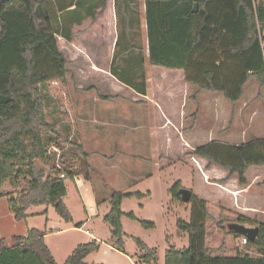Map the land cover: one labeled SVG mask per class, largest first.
Here are the masks:
<instances>
[{
	"label": "trees",
	"instance_id": "16d2710c",
	"mask_svg": "<svg viewBox=\"0 0 264 264\" xmlns=\"http://www.w3.org/2000/svg\"><path fill=\"white\" fill-rule=\"evenodd\" d=\"M108 2L101 0L100 5H90L84 15L76 8L68 9L72 10L68 14L73 15L71 30L60 34L44 19L39 0H0V200L8 198L9 210L16 221L27 220L33 207H52L66 223L73 222L64 199L66 180L74 179L78 173L71 168V157L65 161L66 146L83 161L87 179L91 170L89 155L82 144L63 138L55 124L48 122L45 89L51 82L65 83L70 75L60 39L72 43L78 29L104 24ZM143 4L145 9L141 13L136 0L115 1L118 37L109 72L111 80H116L114 88L118 89L101 94L95 86L90 87L88 91L96 90L101 101L117 98L120 87L127 93L120 97L132 100L130 95L134 93L144 99L146 54L152 70L163 69L172 76L183 72L184 86L196 89L191 97L196 103L199 95L206 92L222 94L235 105L243 99L251 81L264 87V0H144ZM196 5L198 10L194 12ZM142 17L146 47L137 38ZM97 33H93L94 39ZM72 80L76 83L74 74ZM49 146H56L62 153L63 168L56 162L57 154L49 153ZM183 149L182 158H202L210 166L228 171L230 178L236 176L242 186L248 184L246 175L250 168L264 167V140L253 139L241 145L214 141L196 149L184 145ZM37 162L48 166L49 172L39 169ZM23 172L30 177L29 189L15 198L4 194L5 182L13 181L17 188ZM181 188L177 183L170 193L174 200L182 202ZM145 196L113 194L112 209L104 221L113 227L110 245L120 252H123V200ZM190 203L191 222H178V227L189 234V247L167 250L164 264H264V222L251 221L242 215L236 219L238 224L258 229L255 240L247 237L246 244L256 255L214 254L206 246L208 202L192 191ZM128 217L136 220L133 213ZM141 224L147 229L155 226L149 222ZM228 234L246 237L230 230ZM45 236V232L32 229L26 237H12V246L0 237V264H58ZM135 242L140 251L139 264L158 263L156 249L138 239ZM100 248L96 240L81 244L64 264H87L86 259Z\"/></svg>",
	"mask_w": 264,
	"mask_h": 264
},
{
	"label": "rangeland",
	"instance_id": "374dc122",
	"mask_svg": "<svg viewBox=\"0 0 264 264\" xmlns=\"http://www.w3.org/2000/svg\"><path fill=\"white\" fill-rule=\"evenodd\" d=\"M39 1L44 19H48L60 34L71 30L73 15L68 14L72 11L68 9L76 8L84 15L90 5L101 3V0ZM115 1L108 2L104 24L93 29L88 25L78 29L79 34L72 43L60 39L70 75L65 83L51 82L45 89L48 122L55 124L63 138L82 144L89 155L91 170L87 179L83 161L78 154L69 152L70 146H66L65 161L71 157V168L78 173L74 179L66 180L67 196L64 199L73 222L66 223L52 207H33L28 211L27 220L16 221L9 210L8 198L4 197L0 200L1 236L12 243L13 236L26 237L32 229L43 231L48 248L61 264L77 246L93 240L98 241L101 248L86 259L87 264H139L140 251L135 242L138 239L156 249L157 264H164L167 250L189 247V234L178 227V222H191L192 204L174 200L170 193L180 183L182 188L190 191L199 189L212 201H207L210 217L206 221V246L214 254L227 257L256 255L254 249L242 244V237L228 234L229 226L236 223L238 214L226 210L218 202L220 191L214 185L218 181L209 184L202 180V169L206 164L193 158H182V153L184 145L196 149L214 141L241 145L253 139L264 140V87L251 81L245 96L235 105L222 94H204L206 92L199 95L196 103L191 99L196 89L184 86L182 73L183 76H172L163 69L152 70L146 54L147 94L144 99L134 93L130 95L132 100L120 97L127 95L120 87L118 92L121 94L117 98L101 101L96 90L88 91L90 87L95 86L101 94L118 89L114 88L116 80H111L109 72L118 34ZM136 2L142 13L144 0ZM140 19L142 29L137 35L138 43L146 47L145 19ZM97 31V39L102 42L93 38ZM48 151L57 154L56 162L63 168L60 150L49 146ZM37 166L49 172V167L43 163L37 162ZM256 173L264 177V167L250 168L248 177L252 182L245 185V192H252L249 199L253 211L259 212L253 219L261 223L264 222V179L254 180ZM231 178L227 176L221 182ZM17 184L16 188L13 181H6L2 192L12 198L26 192L30 187L26 172L19 176ZM239 185V182L235 183L236 188ZM115 192L147 195L142 199L123 200V252L110 245L113 227L104 221L112 209ZM232 195L238 196L237 192ZM132 213L136 220L128 217ZM141 222L155 226L147 229Z\"/></svg>",
	"mask_w": 264,
	"mask_h": 264
},
{
	"label": "crops",
	"instance_id": "0c3cea01",
	"mask_svg": "<svg viewBox=\"0 0 264 264\" xmlns=\"http://www.w3.org/2000/svg\"><path fill=\"white\" fill-rule=\"evenodd\" d=\"M114 11L116 14V9H114ZM117 37H118V34H117ZM114 51H115V48H114ZM181 73L184 75L183 72H179L178 74L183 76ZM204 94H209V93H204ZM212 95H214V94H212ZM147 98H149V95H147ZM193 159L199 160L201 164L202 163L206 164L205 168L202 169V174H201V178L205 183L212 184L210 181H218L217 183L214 184V185L218 186V190L220 191V193H219L220 198H218V202L220 201L226 210L234 211L238 215H242V216L246 217L247 219L254 221L253 218H255L257 216V214H259V212L253 211L254 206L252 205V201H250V199H249V198H251L250 196H251L252 192L250 190H249L250 192L249 191L245 192L247 186H242V185L240 186L239 185L238 188H236L235 183L238 182V178L236 176H233L230 180L228 179L224 182H221L222 180L226 179L227 176L229 175L228 171H226V170H224L218 166H215V165L208 166V162L202 158H193ZM214 175H217V177H213ZM246 177H247L248 185H249L252 181L249 179L248 173H247ZM256 178L264 179V177H261L259 173H256L254 175V180ZM192 190L194 191V193L199 198L212 203V201L210 199L206 198L204 196V193L201 192L199 189L193 188ZM235 192H237L238 196L232 195V193H235ZM86 232L89 233L88 235L93 237L92 234H90V232L88 230H85V233ZM0 237L3 239H6V241L8 242V244L10 246L13 245V242L10 243V241L6 237H2L1 234H0ZM57 263L61 264L58 261H57Z\"/></svg>",
	"mask_w": 264,
	"mask_h": 264
},
{
	"label": "water",
	"instance_id": "95a60500",
	"mask_svg": "<svg viewBox=\"0 0 264 264\" xmlns=\"http://www.w3.org/2000/svg\"><path fill=\"white\" fill-rule=\"evenodd\" d=\"M198 8L197 5L195 6L194 12H197ZM179 195L181 196V200L183 203H190L192 200V191L181 188L179 190ZM230 231L236 232L238 234H241L243 236L248 237L250 240H255L258 229L257 228H252V227H247L246 225L243 224H232L229 226Z\"/></svg>",
	"mask_w": 264,
	"mask_h": 264
},
{
	"label": "built area",
	"instance_id": "2783aa9c",
	"mask_svg": "<svg viewBox=\"0 0 264 264\" xmlns=\"http://www.w3.org/2000/svg\"><path fill=\"white\" fill-rule=\"evenodd\" d=\"M61 177L64 178L65 175H62ZM86 234H89V233L86 232ZM242 238H243V239H242V244H243V245H246V244L248 243V238H247V237H242Z\"/></svg>",
	"mask_w": 264,
	"mask_h": 264
}]
</instances>
